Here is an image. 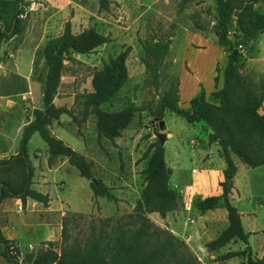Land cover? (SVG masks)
<instances>
[{
  "label": "rangeland",
  "instance_id": "rangeland-1",
  "mask_svg": "<svg viewBox=\"0 0 264 264\" xmlns=\"http://www.w3.org/2000/svg\"><path fill=\"white\" fill-rule=\"evenodd\" d=\"M25 1L27 3L21 5L25 25L23 35L3 37L0 41V61L7 64V59L13 58L19 64L18 56L23 60L18 66L12 62L13 65L4 70L5 74L11 71L8 73L10 76H3L1 82L7 84L9 77L12 80L13 77L16 79L15 75L28 74L31 75L33 88L26 95L0 96V159L8 158L18 150L23 125L32 117V109L41 105V84L46 73L43 46L47 38L60 34L66 21L70 22L73 32L92 26L97 31L108 34L110 40L86 53L63 50L64 66L53 98L56 105L71 108L82 120L78 125L71 116L63 114L62 121L54 120L50 126L57 129L59 137L66 144L81 153L84 150L89 154V158L93 160L94 175L101 177L113 188L118 200L113 201L104 196L93 197L92 190L87 185L89 179L81 176L69 162L56 170L43 167L40 171L41 159L48 150L38 132L31 135L27 145L30 161H35L34 164L31 162L30 187L48 193L55 203L60 199L67 200L72 210L83 213L84 216L77 218L75 222L85 228L90 218L128 213L136 201L142 198L145 184L143 168L148 162L144 152L152 141L158 140L152 119L160 108V95L171 81L179 80V77L186 87L193 86L194 79L190 76L193 72L194 75L202 77L207 88L212 86V82L215 88L219 87L217 71L224 59L226 60V52L217 42L215 0H109L108 9L100 8L98 0H70L63 14L51 18L48 17L50 9L44 8L49 0ZM35 1L40 3L35 4ZM56 5L57 2L53 4ZM254 7L264 13V1H257ZM11 12V5L0 7V14L6 19L10 18ZM238 35L239 29L233 17L228 27V37L234 40ZM168 37L171 38V43L160 69L159 85L156 87L143 63L142 42ZM127 46L128 79L101 107L108 111L119 110L133 102L139 109L135 111L130 123L122 129L120 136L113 141L105 137L98 139L95 116L89 113L82 117L81 100L91 89L94 70L102 67L111 56ZM240 50L245 58L241 60L239 69L259 92L264 87V33L257 36L252 53H248L244 45ZM10 51L14 55H9ZM29 56H32V61L36 59L31 67L27 66ZM178 105L184 107L182 104ZM143 107L147 108L142 109ZM261 112L264 113V108H261ZM162 117L165 120L164 131L167 133L162 144L164 157L172 171L170 185L175 188L180 170L194 183L202 184L206 188L191 198V204L184 209V213L180 211L182 207L168 211L164 216L158 212H150L148 215L155 223L181 238L183 237L179 233H185L189 237L188 241H193L200 249L205 242V236L199 230L204 224L203 212L206 219L211 217L208 214L213 211L222 213L216 214L222 220L226 216V210L223 206H218L202 211L194 205V201L215 194V187L221 181L217 179V171L219 172V165L225 163V160L218 155L219 145L215 143L210 144L209 158L212 163L208 154H205L210 128L204 121L188 122L183 116L169 109L163 110ZM232 156L236 163L247 166L235 155ZM42 174L47 180L45 183H41ZM242 175L241 172L238 176V184L243 179ZM60 181H63V187L56 185ZM231 203L233 204L232 201ZM255 219L261 223L264 214L256 212ZM219 224L222 225L223 220ZM71 231L75 230L71 228ZM212 234L211 231L207 235ZM189 242L187 244L193 250ZM193 252L198 256L194 250ZM201 257L203 262L198 256L201 264H209L207 259Z\"/></svg>",
  "mask_w": 264,
  "mask_h": 264
},
{
  "label": "trees",
  "instance_id": "trees-1",
  "mask_svg": "<svg viewBox=\"0 0 264 264\" xmlns=\"http://www.w3.org/2000/svg\"><path fill=\"white\" fill-rule=\"evenodd\" d=\"M257 1L215 0L217 42L226 52V63L221 85L209 94L212 99L206 97L201 85L200 91L190 98L189 107H180L179 80L176 79L160 95V108L156 112L162 118L163 110L169 109L189 122L204 121L210 128L208 143H217L225 158L221 193L194 201V205L202 211L217 206H223L227 211L228 224L214 238L206 241L208 249H216L232 238L248 243L250 234L243 228L241 214L231 203L229 192L237 171L232 154L249 167L264 163V113L261 112V108H264V87L257 92L241 73L239 64L245 55L238 48V44H242L248 53H252L257 36L264 32V13L254 7ZM26 3L25 0H0V7L12 6L9 19L0 14V41L3 37L23 35L25 25L21 5ZM98 3L100 8L109 7V0H98ZM233 17L239 29V35L234 40L228 37V27ZM109 40L108 34L92 26L73 32L69 21L64 23L60 34L47 38L43 46L46 73L41 84V105L32 109V117L23 125L18 150L8 158L0 159V202L6 196L19 197L22 201L31 197L44 204L49 201L48 193L30 187L32 164L27 144L34 132H38L47 144L49 164L57 157L67 158L81 176L89 179L93 197L118 200L113 188L94 175L93 160L66 144L49 128V124L63 113L71 116L78 125L82 120L71 108L56 105L53 101L65 59L63 54H56V48L63 44L66 52L86 53ZM170 43L169 37L142 42L143 63L156 87ZM128 49L127 46L94 70L91 89L81 100L82 117L89 113L95 116L98 139L105 137L113 141L120 136L122 129L139 109L133 102L119 110L108 111L101 107L128 79ZM144 156L148 157V162L143 168L145 184L142 198L136 201L130 212L90 218L85 228L75 222L84 216L83 213L68 210L61 218L59 241H41L34 254H26L22 260L17 241L5 237L0 228V254L13 264H201L183 238L149 217L150 212L164 216L168 211L180 209L184 202L180 192L169 183L172 171L166 163L164 146L159 140L149 144ZM92 177L95 179L91 180ZM71 228L75 231L72 232ZM235 255H246L245 264H264V255L253 256L249 245L217 257L224 259Z\"/></svg>",
  "mask_w": 264,
  "mask_h": 264
},
{
  "label": "crops",
  "instance_id": "crops-1",
  "mask_svg": "<svg viewBox=\"0 0 264 264\" xmlns=\"http://www.w3.org/2000/svg\"><path fill=\"white\" fill-rule=\"evenodd\" d=\"M33 1L34 0H32V2ZM36 2L37 1H35V4ZM55 2H57V5L53 6ZM69 2L70 0H49V2L45 3L44 6V8L50 9L48 17L51 18L52 16H60V14H63L65 12L64 8ZM12 54L14 55L13 51H10L9 55ZM17 58H18V63L20 64L21 60L23 59H20L19 56ZM7 60H8L7 64L4 63L3 61H0V96L6 97L14 94L26 95L30 93L33 88V84L30 80L31 75L28 76V74H18L15 75L16 79H14L13 77V79L11 80L10 78L12 77H9L7 84L1 82V78L3 76L6 77L10 76L8 73L11 71H8L5 74L4 70L8 67H11L13 65L12 62H14L16 66L19 65L16 64V60L13 58H8ZM35 60L32 61V56H29V58L27 59V66L31 67V64H34ZM225 63L226 60L224 59V61L220 65L219 71H217V74L219 73V78L217 80V84L219 86L222 83V71ZM190 76L192 77V79H194V85L188 87L184 85L183 81L179 77L178 104H182L184 108L189 107L190 98L200 91L201 85L205 89L206 97H208L211 91L215 89L213 82H212V86L210 88H207L202 77L199 75H194V72L191 73ZM61 115L54 120L62 121L63 119L61 118ZM195 122L197 121L191 123H195ZM59 126L60 125H58V127ZM49 128L53 134L59 137V134L57 133V129H52L50 124H49ZM206 144H207L206 145L207 151L205 152V154H208V159L209 161H211L210 163H212L211 158H209L211 152L210 144L212 143H208L207 141ZM82 151L83 154H85L89 158V154H87L84 150ZM218 155L222 158V160H225L222 151L220 149V146L218 149ZM48 156L49 153L47 152L44 155V157L41 159L42 167L39 169L40 171L42 170L43 167L56 170L57 168L68 162L67 158L65 157H63L64 158L63 160H61L60 157H57L51 164H49ZM31 162L34 164L35 161L31 160ZM225 166H226V162L221 163L219 165V172L217 171L218 173L217 179L219 181L223 179V168ZM243 166L244 165H242L241 163H237V171L233 178V187L229 192V199L238 208L241 214V221L243 228L245 229V231H248L250 233L248 236V243L240 239L232 238L229 241H227L225 244L221 245L216 249H208L205 246V242L214 238L219 233V231L228 224L227 211H226V216H223L222 225L219 224V222L222 220L216 217L217 213L220 215H222V213L213 211L208 214L211 217L209 219L208 218L206 219L205 218L206 214L204 215L203 212L202 216H204L203 217L204 224L202 227H199V230L201 234L205 236V242L202 244L200 249H198L195 246V243L193 241L190 242L188 241L189 237H187L185 233L184 234L179 233L187 242H189L190 245H192L193 250L198 254L202 262L204 260L202 259L201 256H203L204 259H207L209 264H245L246 255H235L224 259H219L217 256L219 254H223L232 250H242L247 245H249L251 254L253 256L260 257L264 255V220L261 223H258L255 219L256 212H262L264 214V163L254 167H249V166L243 167ZM178 172L180 173L176 180L177 183L175 188L183 196L184 205L182 206L183 209H181L182 207L180 208L181 209L180 211L184 213L186 212V210L184 209L188 208V206H190L191 204L190 201L191 198L194 195H198V192L202 191L206 187L202 184L194 183L189 177L183 174L180 170H178ZM241 172L243 174L242 175L243 179L239 182L240 184H238L237 179L239 174H241ZM38 174L39 173L37 172V175ZM41 178L43 180L41 183H45L47 181L43 174ZM56 185L58 187L64 186L63 181L56 182ZM87 185H89L88 181H87ZM221 190H222L221 185L217 184L215 187V194L221 193ZM98 197L99 196H97V198ZM3 199L4 200L3 201L1 200L0 202V228L5 237L14 239L19 244L21 251V257H20L21 260L24 258L26 254H34V251L40 246L41 241L43 240L59 241L61 236L62 215L68 210L77 211V210H72L70 208L69 202L67 200L60 199L58 203H55L51 196H49V201L47 204H44L43 202L35 200L31 197H26L24 201H22L19 197H14V196H6ZM234 199H236L238 203ZM211 231L213 232V234L207 235L208 232ZM0 264H13V263L9 261L6 257H4L2 254H0Z\"/></svg>",
  "mask_w": 264,
  "mask_h": 264
},
{
  "label": "water",
  "instance_id": "water-1",
  "mask_svg": "<svg viewBox=\"0 0 264 264\" xmlns=\"http://www.w3.org/2000/svg\"><path fill=\"white\" fill-rule=\"evenodd\" d=\"M63 47L64 45L61 44L56 48V54L57 55H62L63 54ZM152 124H153V129L156 134V137L159 140L160 144H163L164 141L166 140L167 133L164 131L165 127V120L160 118L159 116H154L152 119ZM95 177H92L91 180H94Z\"/></svg>",
  "mask_w": 264,
  "mask_h": 264
},
{
  "label": "built area",
  "instance_id": "built-area-1",
  "mask_svg": "<svg viewBox=\"0 0 264 264\" xmlns=\"http://www.w3.org/2000/svg\"><path fill=\"white\" fill-rule=\"evenodd\" d=\"M241 46H242V44H238L239 49H240Z\"/></svg>",
  "mask_w": 264,
  "mask_h": 264
}]
</instances>
